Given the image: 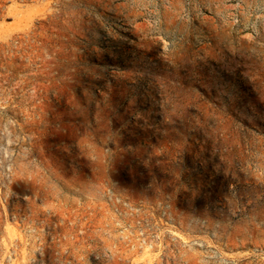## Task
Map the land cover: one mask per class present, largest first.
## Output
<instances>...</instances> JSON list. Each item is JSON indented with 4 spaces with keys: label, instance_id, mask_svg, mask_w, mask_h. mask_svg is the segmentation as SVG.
I'll use <instances>...</instances> for the list:
<instances>
[{
    "label": "rangeland",
    "instance_id": "374dc122",
    "mask_svg": "<svg viewBox=\"0 0 264 264\" xmlns=\"http://www.w3.org/2000/svg\"><path fill=\"white\" fill-rule=\"evenodd\" d=\"M0 264H264V0H0Z\"/></svg>",
    "mask_w": 264,
    "mask_h": 264
}]
</instances>
